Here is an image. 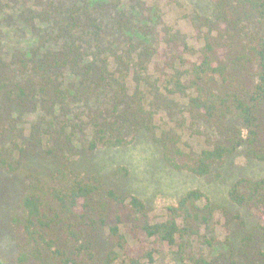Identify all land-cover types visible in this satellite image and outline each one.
Returning a JSON list of instances; mask_svg holds the SVG:
<instances>
[{
  "label": "trees",
  "instance_id": "obj_1",
  "mask_svg": "<svg viewBox=\"0 0 264 264\" xmlns=\"http://www.w3.org/2000/svg\"><path fill=\"white\" fill-rule=\"evenodd\" d=\"M165 1L0 0L3 264H264V0ZM138 145L209 189L154 219Z\"/></svg>",
  "mask_w": 264,
  "mask_h": 264
},
{
  "label": "rangeland",
  "instance_id": "obj_2",
  "mask_svg": "<svg viewBox=\"0 0 264 264\" xmlns=\"http://www.w3.org/2000/svg\"><path fill=\"white\" fill-rule=\"evenodd\" d=\"M197 0H177L176 2L165 1L164 13L167 23L174 25L185 32L191 45H194L196 49H199L202 42L199 40L194 32V28L190 22L189 14L194 10V2ZM192 59H196V55L189 56ZM155 153L142 145H138L136 149L130 151L126 156L127 161L130 163L133 170H135L136 177L138 178V184L140 185V191L143 196L149 197L153 200L152 217L159 219L164 215L165 208L168 204L174 203L177 197L187 189L191 187H202L203 189H209V186L201 180L192 178L191 176L179 175L169 173L164 170L163 167L157 165L158 159L155 157ZM238 162L244 163L243 158H239ZM255 173L264 175V164L260 165ZM210 192L219 197L223 195L222 191L217 192V189L210 188ZM5 197L4 194H0V200ZM156 264H180L174 260L168 259L164 262L158 261Z\"/></svg>",
  "mask_w": 264,
  "mask_h": 264
},
{
  "label": "water",
  "instance_id": "obj_3",
  "mask_svg": "<svg viewBox=\"0 0 264 264\" xmlns=\"http://www.w3.org/2000/svg\"><path fill=\"white\" fill-rule=\"evenodd\" d=\"M0 264H3L2 262H0Z\"/></svg>",
  "mask_w": 264,
  "mask_h": 264
}]
</instances>
